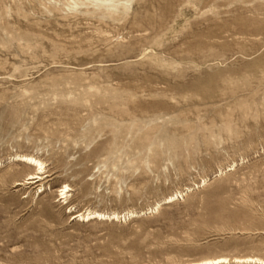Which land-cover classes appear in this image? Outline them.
<instances>
[{"label":"rangeland","instance_id":"374dc122","mask_svg":"<svg viewBox=\"0 0 264 264\" xmlns=\"http://www.w3.org/2000/svg\"><path fill=\"white\" fill-rule=\"evenodd\" d=\"M218 257L264 260V0H0V264Z\"/></svg>","mask_w":264,"mask_h":264},{"label":"bare ground","instance_id":"6f19581e","mask_svg":"<svg viewBox=\"0 0 264 264\" xmlns=\"http://www.w3.org/2000/svg\"><path fill=\"white\" fill-rule=\"evenodd\" d=\"M16 158H17L16 160L23 163L26 166V168L32 169L34 171V173H31L28 175L29 176L28 180H29L30 184H36V183L40 182L46 176L45 172H44V169H45L44 164L41 161H39L38 159H36L32 156H26L24 154L22 156H17ZM186 190L189 191V189H186ZM68 192H69V187L67 185L63 186L62 189L60 190V193H61L60 195L62 196L61 199L66 200L67 199L66 194ZM183 196H184V193H182V192L176 193L175 195H172V196L166 198L164 200V203L165 204L173 203L176 200L182 199ZM159 208H160V205H157L156 207H154V209H150L149 213L157 212L159 210ZM133 216H135L134 213L127 214V216L126 215L125 216H119L116 214L107 215V214H101V213L86 212V213L73 215V219L74 220L78 219V221H81V222H87V221H90L92 219H99L100 221L104 220V219L115 220V221L122 219L123 221H126L125 220L126 217L132 218ZM233 260L237 263L248 262V263L264 264V260L257 258V257L234 258ZM228 262H229L228 258L218 257V258H214V259H206V260H202V261L194 262V263H189V264H225Z\"/></svg>","mask_w":264,"mask_h":264}]
</instances>
